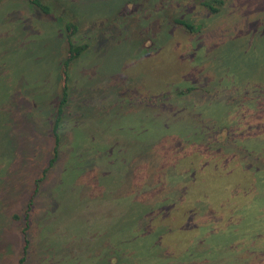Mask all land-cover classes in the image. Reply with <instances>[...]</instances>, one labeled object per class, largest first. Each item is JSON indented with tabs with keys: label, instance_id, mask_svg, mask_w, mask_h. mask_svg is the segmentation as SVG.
<instances>
[{
	"label": "rangeland",
	"instance_id": "rangeland-1",
	"mask_svg": "<svg viewBox=\"0 0 264 264\" xmlns=\"http://www.w3.org/2000/svg\"><path fill=\"white\" fill-rule=\"evenodd\" d=\"M41 1L0 0V260L54 141L70 21L88 47L37 202L69 228L54 264H264V0Z\"/></svg>",
	"mask_w": 264,
	"mask_h": 264
},
{
	"label": "crops",
	"instance_id": "crops-1",
	"mask_svg": "<svg viewBox=\"0 0 264 264\" xmlns=\"http://www.w3.org/2000/svg\"><path fill=\"white\" fill-rule=\"evenodd\" d=\"M53 146L54 141L53 143H49L48 153L45 157L42 158V163L41 165H39L40 167L47 166L48 161L52 156ZM57 161L58 157L54 164H56ZM51 168L52 167H50V169ZM47 176L48 172H46V174L42 178L44 179ZM39 178V172H37L35 176H30V182L28 185L26 182L27 186L24 192L19 193L15 197L17 200H15L12 206L9 208V212L7 213L9 225L6 236V248L3 251L5 258L3 260H0V264H20V259L22 257L24 258L23 264H54L55 258L58 259V257L57 255L55 256L53 254V251L58 254V250L61 249L62 257H64V253L68 251L70 240H65V235L62 233V248H56L55 246L57 245V243L54 242V237L60 238L61 236L60 234L55 235L53 233L54 228H62L63 230L67 231L69 229L66 228L67 224L60 223L59 225H56L51 222L52 220H49L48 218L44 221L37 213V202L38 198H40V196H38L39 183L41 181V178ZM106 197V195L99 196V198L95 197V202L101 205V208L97 207V209L100 210V219H105L107 212L111 210V206L108 208V211L105 206L103 207V201ZM29 203L30 206L28 205ZM66 220L70 222L69 217H67ZM8 221L4 220L2 222V225ZM23 230H25L26 238L28 239V244L26 246L25 252V237L23 234ZM1 244L2 242L0 241V245ZM72 245H74V252L72 254H76L77 248L75 252V242L74 244L72 243ZM110 259L112 261V256L110 257Z\"/></svg>",
	"mask_w": 264,
	"mask_h": 264
},
{
	"label": "trees",
	"instance_id": "trees-1",
	"mask_svg": "<svg viewBox=\"0 0 264 264\" xmlns=\"http://www.w3.org/2000/svg\"><path fill=\"white\" fill-rule=\"evenodd\" d=\"M28 2H30L31 4L37 6L38 8H40L42 11L49 13V9L47 7V5H45L43 3V1L41 0H28ZM225 0H201V4L212 14L217 13L218 11H220L221 6L224 4ZM174 22L176 24H179L181 26L184 27L185 30L189 31V32H193L194 31V26L189 23L186 20L180 19V18H174ZM65 29H66V53H65V58L63 60V67H62V72H61V98L59 101V105L57 108V112H56V117L54 119L53 125H52V136L54 138V146L52 149V156L50 157L47 166H45L42 170L41 173V177L42 178L47 170L50 169V167H52V165L55 163L57 157H58V152H59V127L61 125V117L64 114V110H62L63 105L67 102V97H68V86L67 83L69 81V76H68V69L71 66V62L73 60H75L76 58H78L80 56V54L87 50L88 45L85 43H75L72 41L71 37L74 35L75 31H76V26L70 22V21H66L65 22ZM196 89L195 87H191L189 89H186V91H183V93L179 92V96L182 94H185L184 92H188L191 90ZM39 178V179H40ZM30 206V203L28 204ZM23 234H24V242H25V247H24V252L26 249V246L28 244V239L26 238V233L25 230H23ZM24 262V258L22 257L20 259V264H23Z\"/></svg>",
	"mask_w": 264,
	"mask_h": 264
}]
</instances>
